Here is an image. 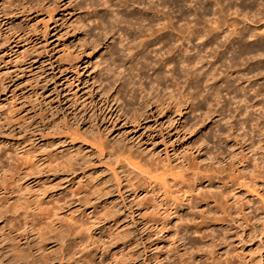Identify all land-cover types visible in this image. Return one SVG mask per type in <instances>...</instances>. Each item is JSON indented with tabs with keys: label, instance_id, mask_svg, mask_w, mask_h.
I'll list each match as a JSON object with an SVG mask.
<instances>
[{
	"label": "rangeland",
	"instance_id": "374dc122",
	"mask_svg": "<svg viewBox=\"0 0 264 264\" xmlns=\"http://www.w3.org/2000/svg\"><path fill=\"white\" fill-rule=\"evenodd\" d=\"M60 221L96 264H264V0H0V264L71 263Z\"/></svg>",
	"mask_w": 264,
	"mask_h": 264
},
{
	"label": "bare ground",
	"instance_id": "6f19581e",
	"mask_svg": "<svg viewBox=\"0 0 264 264\" xmlns=\"http://www.w3.org/2000/svg\"><path fill=\"white\" fill-rule=\"evenodd\" d=\"M106 1V0H105ZM111 1V0H110ZM126 1V0H125ZM127 1H136V0H127ZM142 1V0H140ZM147 1V0H146ZM193 1V0H192ZM215 1V0H214ZM123 2V1H122ZM144 2V1H143ZM152 2V1H151ZM104 3V2H103ZM148 3V2H146ZM161 3V2H160ZM106 4V3H105ZM134 4V2H133ZM151 4V3H150ZM156 4V3H154ZM158 4V3H157ZM135 5V4H134ZM138 6V5H137ZM161 6V5H160ZM126 7V6H124ZM139 7V6H138ZM148 7V5H147ZM150 7H152L150 5ZM147 9V11L149 10V8ZM144 8V7H143ZM158 9V8H157ZM143 10V9H142ZM151 10V8H150ZM144 11V10H143ZM152 12V11H151ZM154 14V12H153ZM167 20V19H165ZM165 20L163 22H165ZM218 24V23H217ZM191 26V25H190ZM162 27V25H161ZM166 26L164 25V28ZM163 29V28H162ZM165 30V29H163ZM192 30V29H191ZM161 32V29L159 30ZM193 31V30H192ZM191 31V32H192ZM159 32V33H160ZM188 33V32H187ZM158 33H156V37ZM162 33H160L159 35H161ZM192 34V33H191ZM195 34V33H194ZM154 35V36H155ZM190 35V31H189V34ZM193 35V34H192ZM191 35V36H192ZM190 37V36H189ZM213 37V36H212ZM190 39V38H188ZM175 46V45H174ZM259 50V49H258ZM186 51V50H185ZM177 52V51H176ZM197 53V52H196ZM186 75L188 77V80H195L196 79V76H195V73L198 71L202 72L203 71V68H201L202 66H200L199 68H197V64L199 63L198 60L196 61V56L195 55H188L187 58H186ZM209 63V62H207ZM199 65V64H198ZM211 66L213 65L210 64ZM197 69H196V68ZM210 67V66H209ZM209 72H210V68L209 69H206L203 73H201L202 75H205V76H208L209 75ZM230 72V71H229ZM227 75H228V72H227ZM224 76L225 78L229 77L228 76ZM217 83V79H214L213 76H208L207 79H206V82H205V88H207L208 90H215V84ZM217 91V89L215 90ZM247 104V103H246ZM247 106V105H246ZM249 106H247L248 108ZM110 213V212H109ZM108 213V214H109ZM112 214V213H110ZM72 220V219H71ZM113 226H115L116 222L113 221ZM52 228H53V232H54V237H55V241L57 242V244L59 243L61 245V247H63V253L62 254V257L63 259H61L62 261H64V259L69 256L68 259H71L72 262L69 263V264H96L94 263V261H92L89 257V255L95 251H101L103 247V245H100V244H97L92 250H89L88 249V245L86 244V240L89 239V238H93V236H95L96 234V231L97 229H95L93 226H90L88 228H85L83 229L82 232L78 231L77 229H80L81 228V224L80 223H73L71 224L70 222H56L54 224H52ZM82 230V228H81ZM118 231V228L116 229ZM121 236V235H120ZM120 236H114L110 239V242L109 244L110 245H116V248L117 249H120L121 252H119V254L117 255L116 253L115 254H112L113 256L115 255V258H111V263H114V264H119L121 261L125 260L128 258V255L130 254V243H129V240L127 239H121ZM59 248L58 251H60L62 248ZM68 248L72 250V253L70 255H68ZM20 254H18V257H16L17 261L20 263V264H24L27 262V259H28V255L25 254V252H23L22 250H19L18 251ZM97 255V254H96ZM53 259L50 261L52 262ZM68 261V260H67ZM119 261V262H117ZM41 264L39 263L37 260H33L32 261V264Z\"/></svg>",
	"mask_w": 264,
	"mask_h": 264
}]
</instances>
